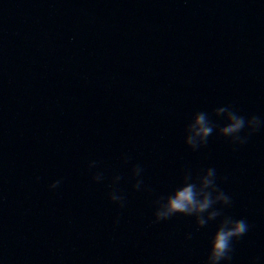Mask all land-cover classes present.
Instances as JSON below:
<instances>
[{
	"label": "water",
	"instance_id": "1",
	"mask_svg": "<svg viewBox=\"0 0 264 264\" xmlns=\"http://www.w3.org/2000/svg\"><path fill=\"white\" fill-rule=\"evenodd\" d=\"M225 105L264 119V0H0V264H203L219 220L152 201L207 167L251 225L231 264H264V127L184 143Z\"/></svg>",
	"mask_w": 264,
	"mask_h": 264
},
{
	"label": "clouds",
	"instance_id": "2",
	"mask_svg": "<svg viewBox=\"0 0 264 264\" xmlns=\"http://www.w3.org/2000/svg\"><path fill=\"white\" fill-rule=\"evenodd\" d=\"M211 116L222 118L225 123L218 126L209 113L200 111L194 113L187 124L184 143L193 151L206 145L208 137L214 131L228 139L231 144L240 146L246 144L252 134L264 127V119L261 117L257 115L245 117L228 105L215 108ZM92 167H95V162L89 164V168ZM143 171L140 165H135L131 169L132 178L135 180L132 188L136 191L147 190L142 188L144 181L140 177ZM92 179L98 183L103 179V174L96 173ZM120 179V176H115L113 182L116 183ZM60 184L61 180H56L49 188L56 189ZM108 199L121 208L125 206V198L116 189L109 192ZM231 204V196L217 184V171L214 167L201 169L195 174L190 169H185L179 186L168 194L158 195L152 201L154 217L152 223L166 221L179 214L194 218L196 228L199 230L210 222L219 220L216 231L209 240L203 264H231L235 241L245 236L251 228L244 218L234 219L232 216L224 215L223 209L230 207ZM185 238L191 239L192 234H187ZM249 264H260V258H252Z\"/></svg>",
	"mask_w": 264,
	"mask_h": 264
}]
</instances>
